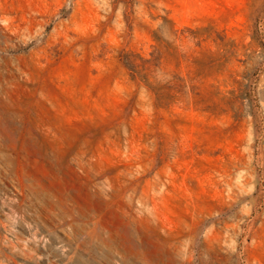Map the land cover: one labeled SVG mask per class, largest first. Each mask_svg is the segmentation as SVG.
Listing matches in <instances>:
<instances>
[{
    "label": "rangeland",
    "instance_id": "1",
    "mask_svg": "<svg viewBox=\"0 0 264 264\" xmlns=\"http://www.w3.org/2000/svg\"><path fill=\"white\" fill-rule=\"evenodd\" d=\"M0 264H264V0H0Z\"/></svg>",
    "mask_w": 264,
    "mask_h": 264
}]
</instances>
